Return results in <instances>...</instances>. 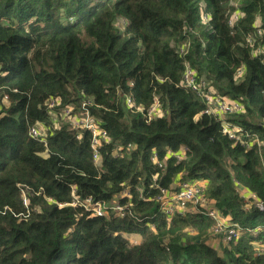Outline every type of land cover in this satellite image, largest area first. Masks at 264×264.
<instances>
[{
	"label": "trees",
	"instance_id": "obj_1",
	"mask_svg": "<svg viewBox=\"0 0 264 264\" xmlns=\"http://www.w3.org/2000/svg\"><path fill=\"white\" fill-rule=\"evenodd\" d=\"M256 20L264 32V0H0V100L9 97L0 102V264H264V59L253 55L264 33L248 42ZM188 66L243 105L228 114L239 139L181 86ZM50 98L74 112L91 102L110 137L98 166L92 132L63 120L54 129ZM156 99L162 114L148 120ZM38 122L47 144L30 135ZM180 180L204 182L240 236L216 234L204 213L168 216L157 198ZM88 198L110 208L94 214Z\"/></svg>",
	"mask_w": 264,
	"mask_h": 264
},
{
	"label": "built area",
	"instance_id": "obj_2",
	"mask_svg": "<svg viewBox=\"0 0 264 264\" xmlns=\"http://www.w3.org/2000/svg\"><path fill=\"white\" fill-rule=\"evenodd\" d=\"M242 16L241 11H235L229 19V24L233 26L238 19ZM203 20H209V17L203 14ZM255 32L254 35H250L248 42L252 47H255L257 38L263 36V30L261 29L260 20L255 22ZM255 37V38H254ZM254 48L253 55L260 56L264 59V45H257ZM182 52L184 49H181ZM244 74L243 68L237 72V77H241ZM184 89L191 90L198 95L204 97L210 104L214 106L213 111L220 117L224 123V132L228 133L231 138L239 139L237 134V128L232 127L228 122V114L232 112H244V107L241 103L231 100L225 96L217 94L211 81L206 77H199L196 70L187 67L184 73V80L181 83ZM0 102L8 104L9 97L4 95ZM127 105L130 108H134V103L132 99L128 96L126 97ZM47 111L52 121L54 122V129H57L58 121L63 120L64 122H69L75 129L90 130L93 134L92 146H93V161L95 165H99L102 159L100 153V147L103 143H109L110 137L107 131L102 127V120L92 114L90 110L91 102L83 103L81 109L78 112H74L72 105H63L59 98H50L46 101ZM212 109L207 110L210 112ZM138 111L143 112V107L138 108ZM147 119L150 120L155 115H161V107L156 99L155 104L148 110ZM30 135L33 138L40 139L42 142L47 144L48 129L44 123L38 122L30 128ZM78 138H82V134H78ZM132 144L128 145V149L133 148ZM118 154V153H117ZM116 154V155H117ZM183 154L177 155L181 159ZM154 163L162 166L164 162H159L156 155L152 158ZM156 179V178H155ZM20 188L24 195V204L28 205V199L26 196L25 188ZM206 184L201 181H190V180H180L172 185V189H161L160 195L157 200L160 202L161 209L168 215L171 216L175 212L185 213L186 211H193L204 213L216 220L214 226V232L216 234L224 235L226 239L238 238L242 233L241 227L234 223L229 216L223 215L218 209L209 204L208 198L205 195ZM126 196H131L129 190L126 188L123 191ZM244 196V195H243ZM51 200V199H50ZM79 201L72 203L77 205ZM261 205V203H258ZM85 209L92 210L94 214L103 215L106 213L108 207L105 203L96 202L92 203V199L88 198L83 204ZM116 210L120 212V215H124V210L122 206H117ZM139 219L138 217H136ZM130 241L137 244L138 241L133 237Z\"/></svg>",
	"mask_w": 264,
	"mask_h": 264
},
{
	"label": "rangeland",
	"instance_id": "obj_3",
	"mask_svg": "<svg viewBox=\"0 0 264 264\" xmlns=\"http://www.w3.org/2000/svg\"><path fill=\"white\" fill-rule=\"evenodd\" d=\"M118 25H121V22H120ZM213 237H214V238H211L208 242H210V241H212V240H213V243H214V242H217V241H215V239H217V240L219 241V239H218L215 235H214ZM213 243H212V244H213ZM216 246H217V245H216ZM220 253H221V252H220Z\"/></svg>",
	"mask_w": 264,
	"mask_h": 264
},
{
	"label": "crops",
	"instance_id": "obj_4",
	"mask_svg": "<svg viewBox=\"0 0 264 264\" xmlns=\"http://www.w3.org/2000/svg\"><path fill=\"white\" fill-rule=\"evenodd\" d=\"M210 244H212L211 242H209ZM214 244H217V242H214Z\"/></svg>",
	"mask_w": 264,
	"mask_h": 264
}]
</instances>
